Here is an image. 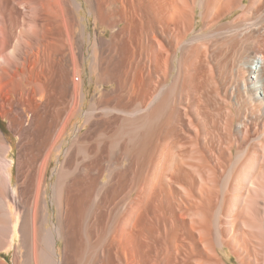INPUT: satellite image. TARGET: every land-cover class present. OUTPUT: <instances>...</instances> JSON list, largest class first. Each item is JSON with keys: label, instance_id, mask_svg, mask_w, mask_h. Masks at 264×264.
I'll return each mask as SVG.
<instances>
[{"label": "bare ground", "instance_id": "obj_1", "mask_svg": "<svg viewBox=\"0 0 264 264\" xmlns=\"http://www.w3.org/2000/svg\"><path fill=\"white\" fill-rule=\"evenodd\" d=\"M0 119V264H264V0H0Z\"/></svg>", "mask_w": 264, "mask_h": 264}, {"label": "rangeland", "instance_id": "obj_2", "mask_svg": "<svg viewBox=\"0 0 264 264\" xmlns=\"http://www.w3.org/2000/svg\"><path fill=\"white\" fill-rule=\"evenodd\" d=\"M88 73H87V77H88ZM0 127L2 128V130H4V132L6 133V134H8V136H9V141H10V143L12 144V146L14 147V151H15V146H16V138L15 137H13L12 135H10L9 133H8V131H7V124L4 122V121H2L1 119H0ZM55 166V162L51 165V169L53 168ZM51 169H50V172H51ZM49 172V173H50ZM225 256V255H224ZM8 261H9V259H7Z\"/></svg>", "mask_w": 264, "mask_h": 264}]
</instances>
